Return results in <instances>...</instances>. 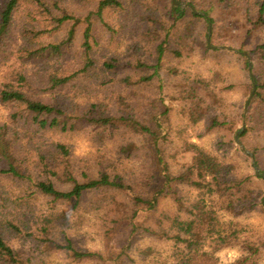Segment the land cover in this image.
Masks as SVG:
<instances>
[{"label":"rangeland","instance_id":"1","mask_svg":"<svg viewBox=\"0 0 264 264\" xmlns=\"http://www.w3.org/2000/svg\"><path fill=\"white\" fill-rule=\"evenodd\" d=\"M45 1L49 7L54 4V0ZM176 1L181 3L182 18L172 14L177 7L172 0H119L122 7L106 10L103 21L93 16V49L89 53L83 48L84 18L97 10L99 0L58 2L61 11L81 20L72 41H68L72 23L56 28L44 10L23 2L3 41L0 89L22 74L26 82L17 86H23L27 97L64 105L65 118L75 124L67 132L53 130L32 141L22 138L23 155L32 168L43 146L62 143L71 151L80 182L96 179L101 170H107L151 198L166 182L155 140L174 176L185 174L193 163L191 144L230 166L229 179H238L243 188L232 200L235 209L229 207L233 197L229 195H213L209 205L222 224L259 248V255L247 264H264V178L254 166L264 175V104L253 96L247 106L254 85L264 83V55L255 53L264 44V25L257 24L263 0ZM189 4L199 14H208L213 24L195 17ZM167 39L163 63L155 74L157 47ZM61 44L60 51L47 50ZM87 58L90 68L81 73ZM75 73L78 76L64 89L49 91L51 75ZM83 111L94 119L134 117L151 127L153 134H137L121 124L85 122L77 118ZM14 112L12 105L0 102V123H10ZM243 132L246 135L241 136ZM33 174L38 176L36 171ZM51 180L58 190L71 189L61 177ZM231 186L236 187L226 185ZM0 188L10 202L23 196L21 185L8 179L0 181ZM177 190L183 199L195 200L199 194L187 185ZM31 204L32 210L25 211L30 230H24L18 239L8 237L10 245L30 264H185L187 260L189 264H231L243 256L235 245L212 253L208 241L204 251L210 259L193 263L184 244L146 233L133 235L132 222L148 226L168 217L170 228L172 219L184 217L171 197H162L156 215L142 213L135 220L131 198L114 190L88 193L78 207L42 195L33 197ZM50 219L49 231L42 234ZM68 242L78 251L99 254L100 258L77 261L58 247Z\"/></svg>","mask_w":264,"mask_h":264},{"label":"trees","instance_id":"2","mask_svg":"<svg viewBox=\"0 0 264 264\" xmlns=\"http://www.w3.org/2000/svg\"><path fill=\"white\" fill-rule=\"evenodd\" d=\"M60 1L54 0V4L49 7L46 5L45 0H0V57L4 53L2 48L4 38L8 35L15 14L19 11L23 2H30L44 10L43 13L46 18L54 23L56 28L63 26L65 23H72V28L68 32V41H72L75 28L81 23V20L75 15L67 13V11H61L58 4ZM86 1L82 0V2ZM97 6L95 12H89L84 18L86 26L83 33V48L86 53L91 52L93 49L91 45L93 16L103 21L106 10L122 7L119 0H99ZM172 14L174 16L178 15V18L184 16L180 6L174 7ZM193 15L204 18L210 25L213 24V19L208 14L201 15L198 13ZM257 24L264 25V0L260 4ZM106 26L109 25L106 24ZM167 41L168 39L157 47L155 74H158V69L163 63ZM63 44L55 48L52 46L47 47V50L52 48L55 51H60L59 49ZM40 51H43V49L36 50V53ZM259 52L264 55V44L258 46L255 50V53ZM90 63L87 58V63L81 73L88 71ZM77 76V73L68 76L51 75L48 79L49 91L55 92L64 89ZM16 77L13 81L3 84L0 89V102L4 105H12L15 108V112L10 115V123H0V181L4 178L15 182L17 185L20 184V192H23V196L10 202V199L0 188V264H30V261L25 259L24 255L10 245L8 237L18 239L23 237L24 230L26 233L30 230L29 224L25 222L27 218L25 211L32 210L31 200L33 197L37 195L47 196L56 202H74L75 207H78L86 194L108 190L124 193L131 198L135 208L132 215L133 220L140 219L142 213L156 215L162 197H171L177 203L178 211L185 214L184 217L180 215V218L172 219L170 228L167 226L168 217L157 224L149 222L148 226L132 222V233L133 235L146 233L149 237H162L166 241L175 242V244H184L190 262L198 263L202 260L205 261L204 259H210V254L204 251L205 244L208 241L212 243V253L231 245L240 247L243 256L231 264H247L253 256L259 255V248L247 241H242L237 230L222 224L217 216V211L209 205V197L217 195V197L223 198L229 195L233 196L229 205L233 211L236 202L232 200L237 196V193L243 190L241 182L238 179H229L232 174L230 166L223 165L216 157L199 149L195 144H191L195 157L190 168L185 174L174 176L169 172L167 164L160 154L158 140L153 142L156 153L159 154V161L165 169L166 182L163 188L151 198L144 197L140 190L137 193L134 185L127 184L122 176L111 174L107 170H101L96 179L90 178L80 182L75 176L71 151L62 143L43 146L42 152L36 157L35 168L30 167L28 158L23 155L22 138L27 137L28 141H32L38 134H46L53 130L67 132L72 130L75 124H69L70 119L65 118L68 112L64 109V105H55L27 97L22 90L23 86L21 88L17 86L25 83L26 77L22 74H18ZM263 93L264 83L261 86H256L255 101L256 98H260L261 103L264 104ZM192 95V98H194L195 92L193 90ZM86 113L88 112L83 111L82 115L77 118L102 126H119L121 124L134 133L141 135L151 136L153 134L151 127L143 125L134 117L124 115L119 118L101 116L94 119L87 116ZM157 122L158 118L155 117L154 123ZM243 135H246V133L243 132L241 136ZM37 141L41 145V139L37 138ZM125 151H128L126 147L123 148L122 152L126 153ZM33 171H36V174L38 173L37 177L34 176ZM51 177H61L63 182L71 185V189L68 191L58 190ZM227 184H235L236 187H226ZM182 185L193 187L199 191L195 200L183 199L179 196L177 187ZM30 188H33L34 191H31ZM236 188L237 192H233ZM25 206L27 210H24ZM52 223L53 221L50 219L42 234L49 231L48 227ZM58 247L69 253L77 261L95 257L100 258L99 254L78 251L71 242H68L66 246ZM185 264H189L188 260L185 261Z\"/></svg>","mask_w":264,"mask_h":264},{"label":"water","instance_id":"3","mask_svg":"<svg viewBox=\"0 0 264 264\" xmlns=\"http://www.w3.org/2000/svg\"><path fill=\"white\" fill-rule=\"evenodd\" d=\"M173 1V4L174 5H176V6H178V5H181V3L180 2H178V1H176V0H172ZM190 8H191V10L195 13V14H198V12H196L195 11V9H194V7L193 6H191L190 4L188 5ZM214 49V48H213ZM251 64H249V69L251 70ZM255 91H256V85H254V87H253V92H252V94H251V96H250V99L248 100V102H247V106H248V104L250 103V101H251V99L253 98V96L255 95ZM247 106H246V109H247ZM255 166V170L257 171V173H258V175L259 176H262L263 178H264V175H260V169L256 166V165H254ZM263 204H264V199H263Z\"/></svg>","mask_w":264,"mask_h":264}]
</instances>
